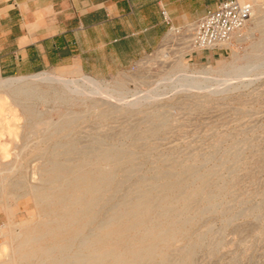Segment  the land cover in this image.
Wrapping results in <instances>:
<instances>
[{
	"label": "rangeland",
	"instance_id": "1",
	"mask_svg": "<svg viewBox=\"0 0 264 264\" xmlns=\"http://www.w3.org/2000/svg\"><path fill=\"white\" fill-rule=\"evenodd\" d=\"M240 1L253 4V16L247 23L251 27L255 25L251 33L242 43L215 51L214 56L198 52L190 59L185 57L188 74L199 75L193 70L220 68L232 62L235 66L252 61L264 62V0ZM157 48L138 59L133 68L128 66L108 78H97L76 67L42 71L62 74L67 79L86 75L108 82L110 88L142 90L129 95L127 100L139 97L150 87L157 90L155 96L144 98L142 103L122 102L119 110H112L102 103L101 95L91 94L86 88L82 91L79 80L69 86L61 82L47 84L32 80L10 88L0 86V165L10 168L0 183V244L4 242V249H0V264H13V257L16 264L37 263L36 257L21 261L15 255L23 233L35 227L46 210V204L36 201L33 189L52 185L46 172L52 162L67 165L66 178L70 179L74 172L80 174L79 166L87 157L91 163L88 168L90 183L94 182L101 165L104 174L109 168H113V173L108 185L104 180L101 186L103 192L98 206L94 207L97 215L85 225L83 234L94 230L97 223L108 216L110 206L119 202L128 190L144 188L137 185L139 177L146 175L153 183H166L162 195L171 200L180 192L179 184L154 179L157 172L170 168L180 172L189 164L197 165L202 172L214 165L218 168L212 176L211 187L204 188L200 180L190 175L180 176L177 183L187 184L185 191L196 187L201 191L186 202L185 209L192 217L185 224L186 234L172 240L165 251L174 260L181 258L183 250L193 244L187 264H264V73L242 74L243 80L240 75L229 74L224 81L226 84L221 83L223 87L219 84L218 90L214 89V80L208 81L211 83L207 82V86L189 90L178 86L177 78L160 79L171 63H162L156 58ZM255 69L263 70L264 65ZM201 74L211 78L224 76L221 71ZM29 75H0V78ZM64 124L67 128L59 129ZM64 149L77 152H55ZM98 150L103 153L97 154ZM97 156L117 159L98 161V169ZM51 157L58 160H51ZM65 157L74 159L64 160ZM132 167L137 170L128 174L127 170ZM78 181L67 188L77 189L82 180ZM218 190L221 191L219 208L204 215L199 213L206 203L205 193ZM173 203L177 208L182 206L179 200ZM50 209H53L55 221L70 206L55 201ZM231 217L233 219L228 223ZM83 221L84 218L80 217L75 227ZM8 228L11 236L1 235V232L7 234ZM141 231L143 229L137 232L138 235ZM54 235L60 233L55 231ZM69 235H73V230H67L65 236ZM147 264H155V261Z\"/></svg>",
	"mask_w": 264,
	"mask_h": 264
},
{
	"label": "bare ground",
	"instance_id": "2",
	"mask_svg": "<svg viewBox=\"0 0 264 264\" xmlns=\"http://www.w3.org/2000/svg\"><path fill=\"white\" fill-rule=\"evenodd\" d=\"M256 23L257 21L255 22V24ZM254 26L255 25H253L252 27L248 26V30L245 32V37L246 35L251 33V30ZM259 65H264V62L259 63L256 61H252L237 66H235V64L232 62L220 68H210V70L197 68L193 71L199 72V75H197L198 73L194 75L192 73L188 74L189 72H187V63L184 60L179 59L171 64L170 69L165 74H163L160 79L167 80L171 78H177L179 81V84L177 83L178 86L180 85L181 87H186V89L189 88V90L192 87L201 88L207 86L208 81L214 80V82L216 83L214 89L218 90L219 88L217 87L219 86V84L225 83L224 81L227 80V75L229 74L240 75L241 77L242 74L248 75L247 73L251 72H258L259 74L264 73V69H255V67ZM210 71H221L223 72L224 76H212L213 78H211L210 76H201L203 75L201 73L206 74ZM259 74L257 75L258 78L260 77ZM233 75L231 80L233 79ZM246 75L244 76L246 77L245 79H247L248 77ZM257 77H255L254 79H256ZM234 79L236 80V78ZM241 79L243 80L244 78L241 77ZM241 79L239 80V83L240 81H242ZM25 80L45 82L47 84L61 82L65 86H69V83L76 84L79 80L81 89L86 88L87 92L91 94L101 95V102L107 104L112 110L122 109V102H126L127 104H133L137 102L142 103L143 100L145 101L144 98H152L156 95L157 91H155L154 87H150L146 90L144 89V94L139 95V97L137 96V98L135 99L129 98L131 100L128 99V101L126 98L129 95H136L139 91L142 92V90H138L136 88H132V90H129L127 88H119L118 86H113L112 88H110L108 82L98 81L90 76L80 75L77 78L67 79L64 78L62 74H53L49 72H37L29 76L0 78V86L10 88L14 87L18 83H22ZM72 89L74 90L75 88L72 87ZM83 90L84 89H82V91ZM220 91L222 90H219V92ZM75 92L78 93L77 90ZM190 94L192 93L190 92ZM154 99L156 100V98ZM149 101H152V99H149ZM66 126L67 125L64 124L59 127V129H63ZM50 127L53 126L50 125ZM61 143H63V141ZM51 152H53V150H51ZM55 152L71 154L77 151L64 149L62 151ZM96 153L100 155L103 153V151L98 150L96 151ZM109 158L117 159L116 157L97 156L95 159L97 161V168L99 169L98 161H103V159ZM50 159L58 160L57 157H51ZM71 159L74 158H64V160ZM83 159L86 161H83V163L79 166L80 174H76L74 172L70 179L66 178L68 166L62 163L59 164L55 162L53 164L52 162V165L46 170L47 178L52 185L48 188L36 187L33 189L36 201L46 204V210L43 211L42 219L35 227L26 230L23 233V236L20 234L22 238L19 246H17L15 255H17L21 261H26L27 259L36 257V264H147L152 261H155V264H187L186 260L188 255H190L193 251V244H190L183 250L181 258H177L174 260L169 257V255L165 251V248L171 243L172 240L179 237V235L183 236L186 234L187 230L185 229V224L192 220V217L185 209L186 202L192 196L197 195L201 190H198V187H196L191 189L190 191H185L187 184H181L177 182H179L180 176L182 174H187L200 180V184L204 186V188L209 187L213 183L212 176L217 172L216 168L218 167L214 168L213 165L212 168H208L205 171L200 172L197 165L189 164L183 166L180 172L173 169L170 170L171 168L168 170H161L157 172L153 176L154 179H166L169 183L179 184L180 188L178 190L180 192L176 196H173L171 200H166V198L162 195V191H165L163 185H165L166 183H163L161 181L160 183H153L149 180L148 177H145L146 175H143L139 177L137 185H141L144 188H133L131 190H128L119 202H116L115 204L110 206V212L108 216L97 223V225L94 227V230L88 231V233L83 234L85 225L97 215V211H94V207H97L99 204L101 191L103 192L101 186H103L104 180L105 184L108 185V179L113 173V168H109L104 174L103 165H101V170L99 169L95 174L94 182L90 183L91 175L88 173V168L91 163L87 160L88 157ZM4 165H7V163H5ZM223 167L227 166L223 165ZM9 170L10 168L8 166L4 167L0 165V183L3 182L4 178L6 177L5 174ZM136 170L137 167H132L127 170V173L131 174ZM80 179L82 180L80 187H78L77 189L73 188L72 190L67 188L73 186L76 182L78 183V180ZM42 182L46 183L44 181ZM53 184L55 185L54 187ZM220 196V190L216 192L207 191L204 196L206 203L199 209V213L204 215L217 210V208H219L220 206ZM175 200H179L182 202V206L180 208H177L173 203V201ZM55 201H58L62 204H68L70 206V209L63 211L61 215L59 214V219L53 221V209L50 208ZM80 217H83L84 221L80 226L75 227V224L78 222V219ZM231 219L233 218H229L227 222L229 223ZM53 222L55 223L54 226ZM68 229L73 230V235L65 236ZM142 229V233L138 235L137 232ZM55 231H58L60 235L55 236ZM130 232L134 233L130 234ZM1 235L11 236V230H9L8 228L7 234L1 232ZM74 247L76 248V250H73ZM0 249H4V242L0 244ZM22 249L23 251H20ZM71 250L73 251L70 253H64ZM11 261L13 262V264H16V259L14 257L11 259Z\"/></svg>",
	"mask_w": 264,
	"mask_h": 264
},
{
	"label": "crops",
	"instance_id": "3",
	"mask_svg": "<svg viewBox=\"0 0 264 264\" xmlns=\"http://www.w3.org/2000/svg\"><path fill=\"white\" fill-rule=\"evenodd\" d=\"M221 0H0V75L76 67L111 77Z\"/></svg>",
	"mask_w": 264,
	"mask_h": 264
},
{
	"label": "built area",
	"instance_id": "4",
	"mask_svg": "<svg viewBox=\"0 0 264 264\" xmlns=\"http://www.w3.org/2000/svg\"><path fill=\"white\" fill-rule=\"evenodd\" d=\"M252 12L253 4L249 1L221 0L198 18L183 24H174L167 11L162 8L161 14L168 28L158 48L156 47V58L162 63L172 64L185 57L190 59L192 54L198 52H207L214 56L215 51L242 43ZM151 52L146 54L150 55ZM137 60L130 65L131 68L137 65ZM1 227L0 225V229Z\"/></svg>",
	"mask_w": 264,
	"mask_h": 264
}]
</instances>
